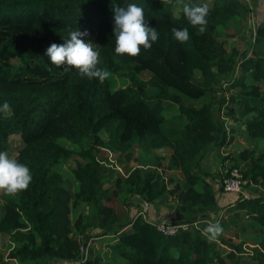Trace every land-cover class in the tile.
<instances>
[{"label": "trees", "instance_id": "16d2710c", "mask_svg": "<svg viewBox=\"0 0 264 264\" xmlns=\"http://www.w3.org/2000/svg\"><path fill=\"white\" fill-rule=\"evenodd\" d=\"M242 1L0 0V151L27 165L33 177L17 196L5 193L0 205V234L9 241L7 256L0 252V264H108L90 243L110 232L117 237L110 249L127 264H246L241 248L246 240L229 242L230 251L222 255L204 235L207 225L200 224L216 222L223 232L231 228L235 235L254 233L261 246L254 256L264 264V194L242 193L254 185L264 188V153L255 157L244 150L238 158H227L231 164H223L221 192L224 175L232 168L241 174V191L233 203L220 207L207 183L195 188L198 160L212 148L219 152L233 142L229 132L236 131L234 123H241L248 137L264 141V21L255 25L252 43L257 47L251 55L234 50L226 56L217 39L220 25L248 10ZM130 3L144 9L148 25L159 33L150 49L141 46L137 57L115 52L112 31L113 7ZM183 3L210 9L203 34L187 20ZM173 27H187L191 39L181 44L173 38ZM76 28L87 30L83 39L98 48V67L109 73L103 83L81 76L75 68H58L45 55L52 43H64L68 31ZM145 71L151 74L147 80L140 77ZM195 71L200 82L194 81ZM180 94L210 100L196 108ZM5 101L10 113L2 110ZM15 136L18 144L13 143ZM62 137L87 145L77 153L73 197L61 174L52 169L75 154L58 143ZM136 143L146 152L169 151L166 169H182L188 186L182 188L170 176V188L157 168L136 166L124 167L114 179L117 191L146 202L173 196L184 213L177 222L189 223V229L164 235L142 215L123 221L101 204L103 198L110 199L109 190L101 188L104 171L110 170L108 154L117 152V163L122 164V158L128 163ZM79 201L94 206L91 218L81 213L72 217ZM99 215L102 221L109 218V224L99 228ZM252 255L248 261L254 262Z\"/></svg>", "mask_w": 264, "mask_h": 264}, {"label": "rangeland", "instance_id": "374dc122", "mask_svg": "<svg viewBox=\"0 0 264 264\" xmlns=\"http://www.w3.org/2000/svg\"><path fill=\"white\" fill-rule=\"evenodd\" d=\"M196 1V3L202 2V0ZM242 2H244V4L248 8V10H246V13L243 16L232 18L226 21L225 23L220 25L217 30V39L218 41L222 42V44H224V47L226 48V56L233 55L234 50H237L240 55H243L245 53L251 55L252 49L257 47V45H254V43L252 42L254 31L256 28L255 25L259 21H264V0H244ZM175 10H178L176 4L174 11ZM249 43L252 44L250 45V48L246 50ZM13 63L18 64V61L14 60ZM237 71L238 70L236 67L234 72L237 73ZM150 75V72L145 71L140 74V77L141 79L147 80ZM194 81H201V75L199 71L194 72ZM261 86L264 93V83ZM147 91V95H150L151 90L147 89ZM180 95L184 100H186L189 104L196 108L200 107L203 103L210 100V97L208 96L202 97L201 99H194L188 96H183L182 94ZM168 111L169 110H167V112ZM165 115L169 119V112H165ZM227 122L228 126L232 125L231 121L228 120ZM234 127L236 131L234 133L229 132V134H231V137H233V142L227 147H221L219 152L215 150V148H212L210 151L206 152L205 155L200 160H198V166L194 171V173L199 176V181L195 188L200 190L203 183H207L211 187V189L214 188L216 195H218V200L220 201V207L224 206L227 203H233L239 197V192H224L223 190L221 192L220 190V182L218 180L221 174L220 170H222L223 164L228 165L232 162V160L230 161L227 158L230 156H235L236 158H238L240 152L244 150L248 152L252 151L255 157H260V155L264 153L263 140L248 137L244 132L243 125L239 122L234 123ZM101 137L104 140H107V134L105 132L101 133ZM13 139V143L18 144L19 137L15 136V138ZM58 143L64 148L72 150L75 153L70 159L61 161L60 163L55 164L52 167L53 170L58 171L61 174L64 187L71 193L73 197L74 193L77 190V181L74 175V171L76 169L77 162H79L80 160V157L77 153L81 149L86 148L87 145H77L63 137L58 139ZM169 154V151H167L166 149H151L149 152L143 151L137 143L133 146L132 157L128 163H126L122 158V164H118L117 158L119 157V155L117 152L108 154L105 162L107 165L106 167L110 168V170L106 169L104 171V176L101 180V182L103 181L101 188L109 190L108 196L110 197V199L106 200L105 198H103V200H101V204L110 206L113 209V213L115 214V216L123 221L135 217L136 214L143 213L142 215L155 218L159 221H170L173 223H177L180 217H182L184 214L180 212L176 207L177 204L173 196L170 197L168 195L166 197H162L158 201L146 202L138 199L137 196H128L126 191H117V187L114 185V179L118 176L119 173H124V167L132 168L136 166H142L149 169L157 168L161 172L162 176L166 179V182L170 188H172L174 185V183H169L170 176L178 181L183 188H186L188 184L185 181L186 176L182 169H177L173 172L166 169V163ZM115 163H117L118 166H115ZM114 191H117L116 194H113ZM242 193L246 197L251 193H254L256 196H258L259 194H264V188L258 185H254L251 188L242 189ZM4 203L5 192L3 190H0V205L3 206ZM93 212L94 206L92 204H86L85 202L79 201L72 207L71 214L73 218H75L78 213L84 214L86 217L91 218ZM213 216L214 214L210 212V217ZM215 217H217L216 214ZM102 219V215H99L97 220L99 222V228L103 227L104 225H108L110 221L109 218L105 219L104 221H102ZM159 221H155L154 223H157ZM200 225L208 226L207 223ZM207 226H203V229ZM242 227L246 226L240 225V228ZM234 231L235 229L233 230L231 228H228L213 240L219 253L225 255L228 251H230L231 244L229 242H231L232 245H236L241 243L243 240H246V242L241 245L243 254L242 259L245 260V262L247 261L246 264H261L258 256H254L257 255L256 253L261 247L260 239L254 233L252 235L248 234L247 236V233L239 232L237 235H235ZM112 236L113 234L110 232L109 234H107V237L103 238L102 240L100 239V241H97L96 243H90V246L94 247V250L99 253L101 259H104V261L108 262V264H127L126 261L112 252L110 246H106V243L112 245L116 242L114 238H112ZM8 249L9 241L7 236L5 234H0V252L3 255L7 256ZM251 254H253L252 256L257 259L254 262L248 261L251 257ZM8 264L18 263L14 260H9ZM51 264L66 263L57 261L52 262Z\"/></svg>", "mask_w": 264, "mask_h": 264}, {"label": "clouds", "instance_id": "9594fccd", "mask_svg": "<svg viewBox=\"0 0 264 264\" xmlns=\"http://www.w3.org/2000/svg\"><path fill=\"white\" fill-rule=\"evenodd\" d=\"M169 4L172 0H167ZM181 3V0H177ZM113 34L115 36V52L130 57L140 55L141 46L147 50L152 43L159 39L156 28L150 27L145 18L144 9L135 3L126 6L113 7ZM183 13L193 27H197L199 34L205 32L207 16L210 9L207 5H190L183 3ZM173 38L181 44L187 43L190 33L187 27L171 29ZM89 35L87 30L80 31L77 28L68 31V38L62 44L52 43L45 52L51 64L56 67L75 68L81 76L88 79L97 78L103 83L109 73L107 70L98 67L100 54L98 48L91 42H85L83 37ZM2 110L10 113L11 109L7 101L4 102ZM32 173L29 167L12 158L6 151H0V190L7 195L17 196L26 190L32 182ZM208 239H216L223 229L219 222L209 223L204 228Z\"/></svg>", "mask_w": 264, "mask_h": 264}, {"label": "built area", "instance_id": "2783aa9c", "mask_svg": "<svg viewBox=\"0 0 264 264\" xmlns=\"http://www.w3.org/2000/svg\"><path fill=\"white\" fill-rule=\"evenodd\" d=\"M222 186L226 192L241 191V174L237 168H232L228 174L223 176ZM193 224V226H196V222ZM190 226L186 223H173L170 221H159L155 223V229L164 235H174L179 231L189 229Z\"/></svg>", "mask_w": 264, "mask_h": 264}, {"label": "crops", "instance_id": "0c3cea01", "mask_svg": "<svg viewBox=\"0 0 264 264\" xmlns=\"http://www.w3.org/2000/svg\"><path fill=\"white\" fill-rule=\"evenodd\" d=\"M177 169H175V170H172V172L173 171H176ZM221 171V170H220ZM182 187V186H181ZM183 188V187H182ZM212 191L214 192V194H215V196L217 197V199H219L218 198V195H216V192H215V189L214 188H212ZM220 192V191H219ZM170 196V195H169ZM170 197H172V196H170ZM139 199V198H138ZM161 199V198H160ZM160 199H158V200H160ZM158 200H156V201H158ZM175 200V199H174ZM219 200H218V205H219ZM177 204V203H176ZM176 207L178 208V206L176 205ZM179 209V208H178ZM180 211V210H179ZM143 213H141V214H136V216H138V215H142ZM184 214V213H183ZM181 215V214H180ZM143 217H145L147 220H149V221H152V222H155V221H159V220H156L155 218H151V217H149V216H145V215H142ZM180 217V216H179ZM181 218V217H180ZM98 231V228L96 229V230H92V232L93 233H95V232H97ZM91 232V233H92ZM105 237H107V236H104V237H102V238H98V239H96L95 241H93L92 243H96L97 241H100V239L102 240L103 238H105ZM112 238H114V240L116 241V239H117V237H116V235L115 234H113V236H112ZM106 246H109V244L108 243H106ZM59 262H63V261H59ZM64 263H66V264H69V263H67V262H64Z\"/></svg>", "mask_w": 264, "mask_h": 264}, {"label": "bare ground", "instance_id": "6f19581e", "mask_svg": "<svg viewBox=\"0 0 264 264\" xmlns=\"http://www.w3.org/2000/svg\"><path fill=\"white\" fill-rule=\"evenodd\" d=\"M177 223H184V222H177ZM186 224L190 225L189 223H186Z\"/></svg>", "mask_w": 264, "mask_h": 264}]
</instances>
